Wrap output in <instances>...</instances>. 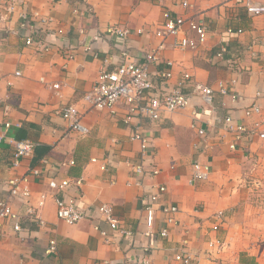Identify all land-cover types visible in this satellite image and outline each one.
I'll return each mask as SVG.
<instances>
[{
    "label": "crops",
    "instance_id": "crops-1",
    "mask_svg": "<svg viewBox=\"0 0 264 264\" xmlns=\"http://www.w3.org/2000/svg\"><path fill=\"white\" fill-rule=\"evenodd\" d=\"M181 2L0 0V100L10 106L5 111L0 104V198L9 193V178L24 176L32 193L27 200L12 202L16 211L24 213L27 204L36 205L42 193L47 195L39 211L46 225L24 221L20 234L7 227L8 234L0 240V264H96L102 260L138 264L147 256L146 249L152 250L151 264H185L176 259L179 254L191 255V264H264V140H242L232 150L233 134L215 124L217 114L227 113L238 123H251L255 118L246 117L245 108L255 102L264 107V15H249L246 0H189L188 8ZM9 6H14L13 12ZM166 9L173 16L203 19L209 36L195 50L174 48L168 38L161 59L150 64L153 76L171 69L172 77L166 80L171 88L185 73L212 86L222 79L232 88L236 80L234 89L240 99L217 94L207 104L194 96L188 107L160 120L137 117L130 124L122 119L123 108L112 114L91 107L86 93L103 67L115 69L120 64L124 46L131 58L144 62L145 55L160 44L155 31ZM21 12L28 16L25 26ZM35 12L53 19L49 31L38 24ZM110 25L131 30L125 44L120 37L104 35ZM139 28L144 32L138 33ZM238 28L243 31L237 32ZM30 34L42 39L43 45H28ZM97 34L101 39L94 42ZM190 34L195 35L191 30ZM251 43L255 55L247 48ZM223 48L224 59L219 60L216 52ZM68 50L74 53L72 59L67 58ZM53 83L61 84L59 94L51 88ZM71 104L83 114L88 134L72 130L58 113ZM6 120L12 122L10 127L5 126ZM195 121L207 132L208 146L203 150H198L201 139L192 126ZM135 130L150 138L145 155L141 143L131 139ZM22 139L37 145L31 157L14 167L15 142ZM196 160L211 163L208 180L189 181ZM130 163H143L146 174L134 175ZM33 167L40 168L43 177L32 175ZM156 167L160 173L150 175ZM49 178L69 179L71 185L53 190L48 187ZM77 180H82L80 185ZM157 185H166L163 201L180 210L167 237L159 233L165 225L160 211L153 234L146 224L143 201ZM56 198L86 208L87 217L76 224L59 219ZM101 203L112 205L114 213L134 230L133 240L99 220L96 209ZM218 211L223 212L221 220L215 217ZM217 221L220 227L215 231ZM97 225L111 240L101 235ZM52 238L57 240L58 253L48 256L45 250ZM211 240L223 244L219 252L209 246Z\"/></svg>",
    "mask_w": 264,
    "mask_h": 264
},
{
    "label": "built area",
    "instance_id": "built-area-1",
    "mask_svg": "<svg viewBox=\"0 0 264 264\" xmlns=\"http://www.w3.org/2000/svg\"><path fill=\"white\" fill-rule=\"evenodd\" d=\"M56 3L58 0H50ZM74 2H83L85 0H73ZM164 1V0H158ZM226 2L232 0H225ZM181 5L184 8L190 6L189 0H182ZM245 7L249 15L259 16L264 15V3H256L253 0H246ZM9 11H14V6H9ZM38 16V13H34ZM20 16L23 18L22 25L27 24V13L21 12ZM25 20V21H24ZM53 19L48 16H38V24L42 26L44 31H49L47 28L52 23ZM42 24V25H41ZM31 28H35V22L30 23ZM144 28H139L138 33H143ZM190 30L195 35L190 34ZM229 32H233L234 28L230 27ZM241 33L243 29H236ZM58 32L62 33V29ZM84 32V30H81ZM156 36L160 38V44L155 49H152L145 55L146 61L140 62L139 58H131L130 50L124 46L121 53V62L115 69L103 67L97 76L96 83L92 89L86 93V100L91 107L99 110H109L112 114H117L119 108L124 109L123 120L126 124L132 123L134 118L143 117L152 121L160 120L165 114L178 111L188 107L194 96H199L207 103L212 104L214 96H233L234 99H240V92L235 88L236 80H233V86L230 87L229 83L225 80L219 79L217 84L212 86L205 84L201 81L192 78L190 73H185L184 77L178 84L171 88L167 85L166 80L172 77L171 69L162 70L160 73L156 72L153 76L150 70V64L158 62L161 59L162 51L167 46V39L172 38L174 48L180 49H197L204 44L209 36V31L206 22L203 19H195L191 16L176 15L173 16L169 9L163 12V21L159 28L155 31ZM131 30L129 28L120 27L118 25H110L106 28L104 35L117 36L123 39L125 44L126 39L130 36ZM101 39V35L93 36V41L97 42ZM1 40V39H0ZM26 43L28 45L34 44L36 46L43 45V40L38 39L32 34L26 36ZM45 49H49L50 44L44 45ZM254 43L249 44L247 47L249 51H253ZM226 49L216 52V58L219 60L224 59ZM67 58L74 57L73 51H67ZM169 65H172L169 63ZM19 74V72H17ZM161 82L159 83V80ZM44 81V78L41 79ZM187 86L188 91L183 90ZM51 88L54 89L56 94L60 93L62 88L60 83H53ZM258 96L261 93L258 92ZM0 104L4 105L5 111H8L10 106L0 100ZM199 110V108H198ZM66 120L70 123V128L81 134H88L89 128L84 124L83 114L76 105H66L58 110ZM245 116L248 118H255L251 123H238L231 113L224 115L217 114L215 116V124L233 134V141L230 143V148L236 150L242 140L251 141L255 138L264 140V107L255 102L244 110ZM12 122L6 120L5 126L10 127ZM193 128L198 132L201 141L198 144V150L207 148L208 139L207 132L197 122H193ZM132 140H137L141 143L142 154L145 155L150 144V138L141 130H135L131 135ZM36 143L30 139H22L15 142V148L12 153V166L17 167L20 165L24 158H29L33 155ZM94 162L98 161L97 158L92 159ZM134 175L145 173L146 169L143 163H130ZM103 169L107 167L106 164L101 166ZM192 175L190 182L206 181L210 178L212 167L209 161L196 160L192 164ZM32 175L40 178L43 177V172L38 167H33L30 170ZM160 173L156 167L150 171V175L155 176ZM146 174V173H145ZM82 180H77L76 184L80 185ZM262 180L258 181L259 186L262 185ZM48 187L51 189H65L71 185V180L57 178H49L47 180ZM140 184V182H137ZM8 188V195L0 198V240L8 234L7 227H10L14 233L20 234L24 230V221H34L40 225H46V221L40 215V208L44 206L47 200L46 193L41 194L38 204H27L24 213L16 211L13 206L14 200H27L31 196V187L28 182V177H12L6 181ZM167 191L166 185H157L155 190L148 193L143 201V208L146 213V224L153 234L156 215L160 211L163 214L164 227L160 229V235L167 237L169 235V228L172 224L177 223L176 214L179 213V207L175 204H169L163 201V196ZM57 216L59 219L68 224H76L87 217V209L79 206L77 203H69L61 198H56ZM97 217L99 220L109 224L110 228L125 237L128 240H133L134 230L124 221L123 218L114 213L112 205L109 203H101L96 209ZM223 215L222 211H218L215 217L221 220ZM220 227V221L215 222L213 230L217 231ZM97 229L107 241L111 240V236L101 229L98 225ZM209 246L219 252L223 244L211 240ZM146 257L141 258L138 264H151L150 255L152 250L146 249ZM58 253V243L55 238H52L45 250L48 256H54ZM177 260L183 261L185 264H191V255L179 254ZM86 264V263H81ZM96 264H132L131 260L114 262L111 260H102Z\"/></svg>",
    "mask_w": 264,
    "mask_h": 264
}]
</instances>
